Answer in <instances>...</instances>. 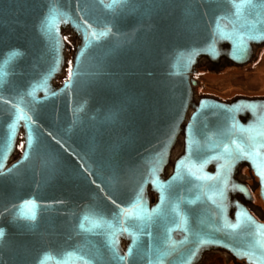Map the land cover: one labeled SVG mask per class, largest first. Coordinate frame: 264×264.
I'll use <instances>...</instances> for the list:
<instances>
[{
	"label": "water",
	"instance_id": "1",
	"mask_svg": "<svg viewBox=\"0 0 264 264\" xmlns=\"http://www.w3.org/2000/svg\"><path fill=\"white\" fill-rule=\"evenodd\" d=\"M251 5L0 0V264H195L206 249L264 264V222L229 203L248 195L242 165L264 201V101L196 100L192 78L201 57L252 60ZM66 29L79 44L57 86Z\"/></svg>",
	"mask_w": 264,
	"mask_h": 264
},
{
	"label": "rangeland",
	"instance_id": "2",
	"mask_svg": "<svg viewBox=\"0 0 264 264\" xmlns=\"http://www.w3.org/2000/svg\"><path fill=\"white\" fill-rule=\"evenodd\" d=\"M65 43H66V64L63 73L57 79L56 83H61L63 80L67 79L69 76V70L73 64L74 50H76L79 44V38L67 30L65 32ZM194 79H196L199 84L195 89V99L199 100L200 97H216L223 100L234 101L238 97H248L263 99L264 101V54L262 49L256 52V57L251 63L243 66H229L224 67L221 70H208L205 68H198L197 73L194 74ZM24 148L23 134L21 133L18 138L17 152L13 159L21 155ZM183 135L181 134L178 144L175 146L169 158V165L166 169L165 175L170 174L174 162L183 154ZM247 174V173H245ZM237 179V174L234 178ZM243 181H248L247 177ZM252 184V182H251ZM242 197L239 193L231 191L229 193V203H233L234 198ZM260 205H262L260 203ZM195 264H245L227 257L225 253L219 251H214L207 256L202 254L199 256Z\"/></svg>",
	"mask_w": 264,
	"mask_h": 264
},
{
	"label": "flooded vegetation",
	"instance_id": "3",
	"mask_svg": "<svg viewBox=\"0 0 264 264\" xmlns=\"http://www.w3.org/2000/svg\"><path fill=\"white\" fill-rule=\"evenodd\" d=\"M67 31V29L64 31L63 33V38H64V41H65V32ZM66 44V43H65ZM260 49V46L258 47H255L254 48V54H256V52ZM66 53H67V50L65 48V64H66ZM74 53H75V50H74ZM73 58H74V55H73ZM226 63H229L230 65V60L228 59L227 56L223 55L222 57L219 58L218 61L216 62H213L211 61L209 58L207 57H201L199 58L198 62H197V65L194 69V72L192 74V78L194 79V74L197 73L198 71V68H205V69H208V70H212V71H215V70H221L222 68H224L225 64ZM229 67V66H227ZM71 70V68H70ZM70 70H69V73H70ZM66 80V79H65ZM65 80H63L61 83H55L57 86L61 85ZM196 82H197V86L198 87V84L199 82L194 79ZM57 81V80H56ZM196 87L194 88V96L196 95L195 94V89ZM202 98H214V99H217V100H220L222 102H227V103H230V100H223V99H220V98H216V97H200V99ZM197 100V99H196ZM192 114V112L190 113ZM183 145H184V139H183ZM23 151V150H22ZM17 152V151H16ZM22 153V152H21ZM20 157V156H18ZM17 157V158H18ZM17 158H15L14 160H12V162H14ZM247 173L248 174V177H249V180L250 182L248 181H243L246 177H247ZM237 179L238 181L244 185L247 189H248V195H241L242 197H239V198H234V202L236 203H242L243 205H245L247 207V209L250 211V213L252 215H254L255 218H257L259 221L261 222H264V201L261 197V194H260V183H259V179L254 175V173L250 170V168L246 165H242L239 169H238V172H237ZM252 182V184H251ZM153 199H157V196L156 194L152 195ZM260 203L262 205H260ZM216 250H212V249H206L204 252H203V256H207L208 254L214 252ZM221 253H225V252H222V251H219ZM227 255V257L230 259V254L228 253H225ZM232 258V257H231Z\"/></svg>",
	"mask_w": 264,
	"mask_h": 264
},
{
	"label": "snow or ice",
	"instance_id": "4",
	"mask_svg": "<svg viewBox=\"0 0 264 264\" xmlns=\"http://www.w3.org/2000/svg\"><path fill=\"white\" fill-rule=\"evenodd\" d=\"M233 7H244V6H252L251 0H232ZM95 33H93V36L95 37ZM102 35V34H101ZM0 234H2V230H0Z\"/></svg>",
	"mask_w": 264,
	"mask_h": 264
},
{
	"label": "crops",
	"instance_id": "5",
	"mask_svg": "<svg viewBox=\"0 0 264 264\" xmlns=\"http://www.w3.org/2000/svg\"><path fill=\"white\" fill-rule=\"evenodd\" d=\"M260 49H262V53L264 54V44L260 46ZM255 57H256V54L253 55V58H252L251 61H253ZM251 61H250L249 63H251ZM249 63H248V64H249ZM248 64H246V65H248ZM234 67H235V65H234ZM238 67H240V66H238ZM237 99L263 100V99L248 98V97H238V98H236L235 100H237Z\"/></svg>",
	"mask_w": 264,
	"mask_h": 264
},
{
	"label": "trees",
	"instance_id": "6",
	"mask_svg": "<svg viewBox=\"0 0 264 264\" xmlns=\"http://www.w3.org/2000/svg\"><path fill=\"white\" fill-rule=\"evenodd\" d=\"M231 65L234 66V65L231 64V63H230V65H229V63H226L224 67L231 66Z\"/></svg>",
	"mask_w": 264,
	"mask_h": 264
}]
</instances>
